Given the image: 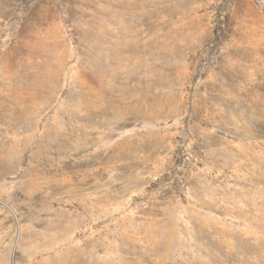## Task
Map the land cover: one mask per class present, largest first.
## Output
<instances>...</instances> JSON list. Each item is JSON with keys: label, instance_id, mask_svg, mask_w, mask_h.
Segmentation results:
<instances>
[{"label": "rangeland", "instance_id": "1", "mask_svg": "<svg viewBox=\"0 0 264 264\" xmlns=\"http://www.w3.org/2000/svg\"><path fill=\"white\" fill-rule=\"evenodd\" d=\"M0 264H264V0H0Z\"/></svg>", "mask_w": 264, "mask_h": 264}]
</instances>
